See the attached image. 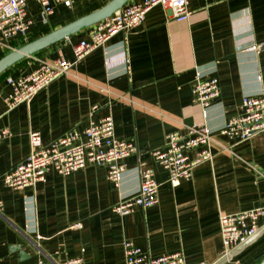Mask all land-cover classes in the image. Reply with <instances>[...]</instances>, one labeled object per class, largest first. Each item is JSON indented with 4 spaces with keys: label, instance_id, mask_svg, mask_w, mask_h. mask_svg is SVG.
Returning <instances> with one entry per match:
<instances>
[{
    "label": "crops",
    "instance_id": "0c3cea01",
    "mask_svg": "<svg viewBox=\"0 0 264 264\" xmlns=\"http://www.w3.org/2000/svg\"><path fill=\"white\" fill-rule=\"evenodd\" d=\"M111 0H51L47 22L36 0H27L32 24L0 42V59ZM140 1L130 0L128 2ZM191 15L178 21L172 9L152 7L136 28L113 35L29 101L9 109L8 77L25 76L40 63L63 55L73 61L74 46L93 25L71 34L0 74V125L10 135L0 143V178L31 152L30 134L43 145L69 131H82L91 119L111 115L115 134L138 151L125 159L119 184L103 165L88 164L70 175L54 169L33 186H2L0 264H38L82 257L84 264H125L123 243L132 240L152 257L183 251L189 264L216 262L224 252L219 216L264 203V131L242 141L220 133L226 121L243 113V98L264 91V0H190ZM256 45V48L253 46ZM216 77L220 95L204 117L195 102L198 76ZM207 125L213 157L195 167L191 178L173 185L153 151L167 134ZM195 150L189 152L194 156ZM152 168L158 202L120 215L113 210L134 195L141 169ZM256 238L230 250L227 264H250L264 255V216Z\"/></svg>",
    "mask_w": 264,
    "mask_h": 264
},
{
    "label": "built area",
    "instance_id": "2783aa9c",
    "mask_svg": "<svg viewBox=\"0 0 264 264\" xmlns=\"http://www.w3.org/2000/svg\"><path fill=\"white\" fill-rule=\"evenodd\" d=\"M41 6L45 22L53 14L51 0H36ZM71 5L73 0H61ZM210 1V0H207ZM190 0H140L127 2L118 13L93 25L89 37L74 46L73 61L60 55L52 61H42L31 73L25 76L8 77L11 86L5 102L12 109L23 102H29L40 90L50 85L57 77L68 72L94 49L103 46L118 32L141 25L148 11L162 5L172 9L178 21H186L191 15ZM32 24L27 18V0H0V42L19 33H26ZM257 46L254 45L253 48ZM194 100L201 105L204 117L208 107L220 95L219 80L216 77L204 78L200 75L193 88ZM243 113L229 118L220 133L231 139L242 141L257 132L264 131V91L258 96L247 95L243 98ZM10 135L7 127L0 125V143ZM164 148L153 151L157 162L168 171L173 185L191 178L195 167L213 157L212 131L207 125L190 127L188 135L180 131L167 134ZM31 152L27 159L0 178V213L4 210L1 197L2 186L19 189L33 186L45 180L46 171L51 168L62 175L86 167L88 164L103 165L107 168L108 178L119 184L126 171L125 159L137 153L138 148L131 140L120 139L115 134V123L111 115L91 119L82 131H69L48 145H43L39 132L30 134ZM195 150L194 156L189 154ZM138 191L122 199L113 210L120 214H130L136 208H148L158 202L159 183L152 168L141 169ZM264 216V203L258 207L219 216L220 232L223 240V255H228L234 247L242 245L259 231V220ZM125 264H189L183 251H176L159 257H152L132 240L123 243ZM38 264H84L82 257L56 261L41 256ZM195 264H215L200 261Z\"/></svg>",
    "mask_w": 264,
    "mask_h": 264
},
{
    "label": "water",
    "instance_id": "95a60500",
    "mask_svg": "<svg viewBox=\"0 0 264 264\" xmlns=\"http://www.w3.org/2000/svg\"><path fill=\"white\" fill-rule=\"evenodd\" d=\"M128 1L130 0H111L103 7L92 11L91 13L82 16L66 25H63L62 27L51 31L46 35L21 46L20 48L14 49L0 59V74L26 56H32L41 49H44L60 40L68 39L71 34L79 31L82 28L96 24L97 22L109 17L113 13H118L120 8ZM261 232V230L258 231L249 239V241L256 238ZM246 243L242 244L241 246H244ZM232 257L233 254L228 253V255L221 256L215 262V264H227ZM250 264H264V255L260 256Z\"/></svg>",
    "mask_w": 264,
    "mask_h": 264
}]
</instances>
